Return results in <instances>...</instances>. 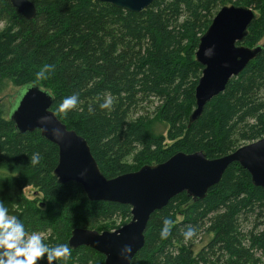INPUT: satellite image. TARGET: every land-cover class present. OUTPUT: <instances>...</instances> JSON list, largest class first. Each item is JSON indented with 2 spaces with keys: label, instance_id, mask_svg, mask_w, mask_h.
<instances>
[{
  "label": "trees",
  "instance_id": "16d2710c",
  "mask_svg": "<svg viewBox=\"0 0 264 264\" xmlns=\"http://www.w3.org/2000/svg\"><path fill=\"white\" fill-rule=\"evenodd\" d=\"M30 1L37 10L32 20L0 0V91L4 79L19 87L8 116L0 108V202L49 247L69 245L76 228L117 230L130 222L131 207L90 201L79 184L58 183V147L39 130L19 133L10 119L22 88L37 84L53 95L51 110L88 142L108 179L179 152L221 158L264 138V50L189 126L203 71L195 58L201 37L224 6L250 7L257 19L243 44L254 48L264 35V0H155L143 13L92 0ZM45 64L53 70L37 79ZM72 94L77 106L67 115L58 112ZM105 98L112 99L111 110L99 108ZM34 153L40 155L36 165L30 163ZM28 188L40 197L29 199ZM166 217L171 235L161 239ZM249 221L251 230L243 233ZM188 225L196 235L185 241ZM210 235L196 252V237ZM145 239L131 264H262L256 251H264V188L234 163L204 200L182 193L154 212ZM53 264H105V257L80 247Z\"/></svg>",
  "mask_w": 264,
  "mask_h": 264
},
{
  "label": "water",
  "instance_id": "95a60500",
  "mask_svg": "<svg viewBox=\"0 0 264 264\" xmlns=\"http://www.w3.org/2000/svg\"><path fill=\"white\" fill-rule=\"evenodd\" d=\"M26 19L37 14L30 0H9ZM111 4L132 13L145 12L155 0H92ZM257 13L250 7L224 6L201 37L196 61L203 67L195 89V109L189 126L203 114L205 106L225 92L229 83L264 50L243 44ZM53 95L37 84L21 89L12 104L10 119L19 133L39 130L42 137L58 147L59 161L54 171L59 184H79L90 201H104L131 207V220L114 231L76 228L69 240L71 249L89 247L105 257V264H131L145 245L151 215L166 207L176 196L186 193L193 202L206 198L234 163L248 171L252 184L264 188V138L241 146L232 153L209 159L205 152H179L167 161L145 165L138 171L108 179L101 172L88 142L69 130L51 110ZM47 118L46 123L42 119ZM130 249V251H127Z\"/></svg>",
  "mask_w": 264,
  "mask_h": 264
},
{
  "label": "clouds",
  "instance_id": "9594fccd",
  "mask_svg": "<svg viewBox=\"0 0 264 264\" xmlns=\"http://www.w3.org/2000/svg\"><path fill=\"white\" fill-rule=\"evenodd\" d=\"M53 70L52 65L45 64L40 71L36 73L37 79H47V73ZM79 97L72 94L62 99L57 111L67 115L69 111L78 104ZM112 99L105 98L99 105L101 110H111ZM47 118L42 119L46 123ZM40 161L39 153H34L30 163L38 164ZM170 218L163 219V226L159 232L161 239H168L171 235ZM196 235V229L188 225L182 232V238L185 241L191 240ZM130 251V249H127ZM71 255V249L68 244H59L49 247L45 244L39 233L32 232L28 234L24 224L16 217L10 216L8 208L3 202H0V264H53L61 258H67ZM43 258V259H41Z\"/></svg>",
  "mask_w": 264,
  "mask_h": 264
},
{
  "label": "rangeland",
  "instance_id": "374dc122",
  "mask_svg": "<svg viewBox=\"0 0 264 264\" xmlns=\"http://www.w3.org/2000/svg\"><path fill=\"white\" fill-rule=\"evenodd\" d=\"M5 28V24H0V32ZM259 45L264 46V35L262 39L259 42ZM19 91V87L15 86L14 83L9 79H4L1 85V91H0V108L3 110L4 113H6V116L9 114L10 110V104L15 100L16 93ZM166 130V127L161 128V132ZM167 147L171 145L170 142H166ZM25 194L29 199H34L37 194L36 191L32 188H28L25 190ZM40 197V196H37ZM42 199V198H41ZM180 219V218H179ZM120 222L116 223V226H118ZM253 224V221L244 222L242 225L243 233H248L251 230V225ZM212 238V236H198L192 243L193 249L200 250L202 247H204L207 242ZM257 257H261L264 264V251L258 250L256 251ZM209 264H213V259H211Z\"/></svg>",
  "mask_w": 264,
  "mask_h": 264
}]
</instances>
